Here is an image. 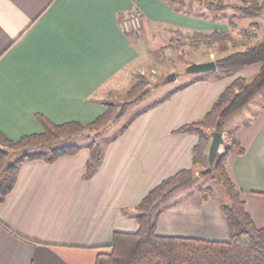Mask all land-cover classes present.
Instances as JSON below:
<instances>
[{"label": "crops", "instance_id": "obj_1", "mask_svg": "<svg viewBox=\"0 0 264 264\" xmlns=\"http://www.w3.org/2000/svg\"><path fill=\"white\" fill-rule=\"evenodd\" d=\"M204 16L170 0H0V130L12 139L39 132L38 114L56 123L95 120L166 36L233 32L230 21ZM217 54L209 50L194 61L228 53ZM258 70L252 64L192 73L149 101L147 94L115 122L121 128L103 143V159L89 178L87 146L53 162H24L0 203V220L10 227L0 222V264H95L115 231L137 229L136 206L155 185L195 167L198 134L175 130L201 119L235 78ZM255 97L229 117L223 136L230 132L245 149L229 154L226 168L255 224L264 227V100ZM186 186L160 203L157 232L228 240L223 202L203 200L199 189L180 191Z\"/></svg>", "mask_w": 264, "mask_h": 264}, {"label": "trees", "instance_id": "obj_2", "mask_svg": "<svg viewBox=\"0 0 264 264\" xmlns=\"http://www.w3.org/2000/svg\"><path fill=\"white\" fill-rule=\"evenodd\" d=\"M170 1L186 4L185 0ZM205 4L212 12H222L231 8L241 15L252 18L264 13V0L242 2L205 0ZM232 24L236 25L234 22ZM258 28L260 23L252 21L249 27L242 28L240 32L252 39L256 37ZM190 44L195 48H200L204 44L207 50H226L230 45L237 46L231 31L222 29H213L210 32L198 30L192 35ZM216 62L217 68L220 69L259 64V70L250 79L243 76L235 78L201 119L185 123L175 130L198 134V142L193 147L194 164L202 163L207 156L212 131H225L229 117L264 91V37L244 48L235 49L218 57ZM141 85L142 81H138L134 88ZM146 93L144 91L119 106L114 99L105 101L106 110L88 123L81 121L56 123L47 116L38 114L43 126L39 132L12 139L0 130V203L5 202L7 195L15 187L19 170L28 160L44 159L53 162L62 156L76 154L83 146H87L91 155L84 177H91L103 159L104 146L98 139L99 131L96 134H89L83 131L84 128L87 126L102 128L110 120H118L131 105L142 100ZM81 137L88 140L85 145L77 141ZM244 150L240 141L232 135L215 163L211 165L209 162V167L203 171L204 175L218 181L225 193L227 202L221 205L230 226L228 240L162 235L157 232V220L162 211L160 203L174 188L188 185L197 177L194 168H182L164 178L142 198L136 206L137 229L129 232L115 231L112 242L98 253L95 264H264V227L255 224L226 168L228 155L243 153ZM12 155L14 159L11 161ZM200 191L203 200L215 197L212 187H200ZM0 222L10 229L3 221Z\"/></svg>", "mask_w": 264, "mask_h": 264}, {"label": "rangeland", "instance_id": "obj_3", "mask_svg": "<svg viewBox=\"0 0 264 264\" xmlns=\"http://www.w3.org/2000/svg\"><path fill=\"white\" fill-rule=\"evenodd\" d=\"M224 1L227 2L226 0ZM185 2H186L185 6L189 8V10L198 13L199 17L201 16L202 18H204L205 17L204 15L207 14L208 17L214 15V16H218V18H222L223 20L230 21V26H231L230 28L233 31L231 33L233 34L236 40L237 46L230 45L226 50L217 49V52L219 53L217 54L218 56L221 55V53L222 54L226 52L229 53L235 49L244 48L247 45L252 44L255 40L264 37V13L261 16L252 18L249 16L241 15L231 8L226 9L224 12L209 11L206 8L205 0H185ZM252 21H258L260 23V28L256 30V37L250 39L246 35L245 36L242 35L240 31L244 27H249L250 22ZM232 22L236 23V25L234 26ZM190 40L191 39L187 38L186 35L172 33L171 35L166 36L165 46L161 47V49H159V47L151 46L152 49H151L150 61L145 66L144 70H137L134 73V77L131 81L132 82L131 85L128 86L126 85L127 87L121 90L120 94H118L116 98H113L116 102V105L118 104L119 106L122 102L132 100L133 98L140 95L144 91L147 92L146 95L147 94L149 95L148 98H146L147 101L153 99L154 97H157L159 94L165 91L164 89L173 87L172 81H167L165 82V84H167L165 88H158V86L161 85L166 80V78L172 73L176 74L177 77L175 79L176 80L179 79L178 81L179 84H184L189 79H191L193 77L191 75L193 74L188 73L186 71L188 64L195 62L194 61L195 59L201 57L202 55L205 54V52H208L209 50L205 49L204 47L203 48L193 47L190 44ZM215 58L217 59L218 57ZM138 81H142V85L134 88V86ZM255 99H256L255 101L264 100V91L257 94ZM134 109L135 108L130 110L129 113H132ZM116 121L110 120L102 128L96 126H87L84 128L83 131L89 134H96V132L99 131L100 135L98 136V139L101 141V144H103L104 142H106L112 136L116 135L119 132L121 128V124H120L121 121L115 123ZM231 136L232 135L230 134V132H228L225 135V138L221 143L216 158L224 150ZM77 141L79 142V144L82 145H85L88 142V140L83 137L78 138ZM216 158L214 160V163L216 161ZM13 159H14V155L11 156L10 160L12 161ZM208 167H209V160H208V156H206L202 163L195 164L194 173L197 176L195 180L190 184H188L185 188H182V190L180 191L185 192L196 189L200 190V187L209 186L213 188L215 192V198H218L221 202H227L221 184L218 181L213 180L211 176L204 175L203 171L206 170ZM174 196L175 194H173V197ZM171 198L172 197L168 199Z\"/></svg>", "mask_w": 264, "mask_h": 264}, {"label": "water", "instance_id": "obj_4", "mask_svg": "<svg viewBox=\"0 0 264 264\" xmlns=\"http://www.w3.org/2000/svg\"><path fill=\"white\" fill-rule=\"evenodd\" d=\"M216 68H217V62L216 60L212 59L203 62H192L187 66L186 71L188 73H199V72H207L210 70H214ZM175 78H176V74L172 73L166 78L164 83L167 81H171ZM223 139H224L223 132L216 130L212 131V140L209 146V155H208V159L211 165H213L214 163V160L219 152Z\"/></svg>", "mask_w": 264, "mask_h": 264}, {"label": "built area", "instance_id": "obj_5", "mask_svg": "<svg viewBox=\"0 0 264 264\" xmlns=\"http://www.w3.org/2000/svg\"><path fill=\"white\" fill-rule=\"evenodd\" d=\"M133 22H134V27H135V28L138 27V26H140V19L138 18L137 15H135V16L133 17ZM127 27L129 28L128 25H127Z\"/></svg>", "mask_w": 264, "mask_h": 264}]
</instances>
